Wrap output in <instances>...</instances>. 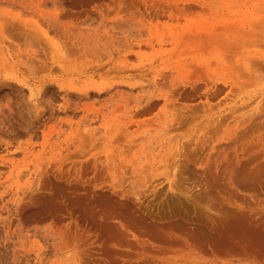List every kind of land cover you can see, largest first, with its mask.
Masks as SVG:
<instances>
[{
	"label": "rangeland",
	"instance_id": "1",
	"mask_svg": "<svg viewBox=\"0 0 264 264\" xmlns=\"http://www.w3.org/2000/svg\"><path fill=\"white\" fill-rule=\"evenodd\" d=\"M0 264H264V0H0Z\"/></svg>",
	"mask_w": 264,
	"mask_h": 264
}]
</instances>
